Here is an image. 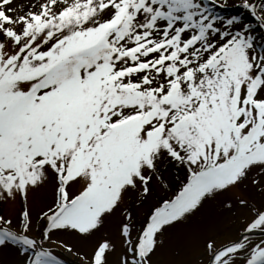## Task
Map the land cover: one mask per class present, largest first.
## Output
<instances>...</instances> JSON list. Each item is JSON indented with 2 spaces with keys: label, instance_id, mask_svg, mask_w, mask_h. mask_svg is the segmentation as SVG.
<instances>
[{
  "label": "snow or ice",
  "instance_id": "obj_1",
  "mask_svg": "<svg viewBox=\"0 0 264 264\" xmlns=\"http://www.w3.org/2000/svg\"><path fill=\"white\" fill-rule=\"evenodd\" d=\"M226 6L0 0V202L19 204L0 213V257L66 264L64 232L94 241L85 264H157L206 202L264 191V0L237 5L255 23ZM238 203L251 219L204 239L208 264H264V203Z\"/></svg>",
  "mask_w": 264,
  "mask_h": 264
},
{
  "label": "rangeland",
  "instance_id": "obj_2",
  "mask_svg": "<svg viewBox=\"0 0 264 264\" xmlns=\"http://www.w3.org/2000/svg\"><path fill=\"white\" fill-rule=\"evenodd\" d=\"M27 2L28 0H13L14 5ZM238 4L239 0H226L227 6L216 8L215 11L224 17L240 14L244 15L246 20H252L244 13L243 9L237 6ZM252 22L255 23L254 20ZM256 35L257 43H259L264 34L257 29ZM259 179L260 183L264 184V176H260ZM45 196L46 193L43 190L36 193L37 200H44ZM239 199H246L250 205L259 206L264 203V191L254 186L250 181H246L244 185L231 189L219 199L206 202L188 221L171 230L163 252L154 258L157 264H207L209 255L204 248V239L209 237L214 239L217 245L225 244L236 239L244 224L251 219L250 208L241 207L238 203ZM29 203H32L31 193ZM228 203H231L232 206L226 207L225 205ZM18 208V203L9 202L5 204L0 202V213L2 214L13 213L14 215L15 210ZM33 220L35 221V214ZM30 234L36 235L37 233L33 231ZM52 240L64 241L73 245L74 250L72 253L66 252L58 244L53 245L56 251L66 260V264H85L80 256L75 253L90 254L94 243L92 239H78L64 232L54 233ZM115 242L117 245L116 252L110 254V259L113 262L117 260L121 251L119 239H116ZM12 260L11 256L0 257V264H12Z\"/></svg>",
  "mask_w": 264,
  "mask_h": 264
},
{
  "label": "water",
  "instance_id": "obj_3",
  "mask_svg": "<svg viewBox=\"0 0 264 264\" xmlns=\"http://www.w3.org/2000/svg\"><path fill=\"white\" fill-rule=\"evenodd\" d=\"M255 236H261V234H260V233H255L254 237H255Z\"/></svg>",
  "mask_w": 264,
  "mask_h": 264
}]
</instances>
